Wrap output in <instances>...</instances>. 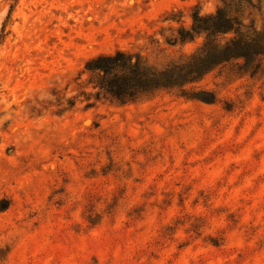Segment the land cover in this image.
<instances>
[{
    "label": "rangeland",
    "instance_id": "rangeland-1",
    "mask_svg": "<svg viewBox=\"0 0 264 264\" xmlns=\"http://www.w3.org/2000/svg\"><path fill=\"white\" fill-rule=\"evenodd\" d=\"M221 4L0 0V264H264V74L121 106L86 70L190 59Z\"/></svg>",
    "mask_w": 264,
    "mask_h": 264
},
{
    "label": "trees",
    "instance_id": "trees-1",
    "mask_svg": "<svg viewBox=\"0 0 264 264\" xmlns=\"http://www.w3.org/2000/svg\"><path fill=\"white\" fill-rule=\"evenodd\" d=\"M221 2L214 14L193 18L194 31L204 34L205 41L190 59L178 58L160 66L141 54L118 52L101 56L86 66L93 89L125 106L152 100L161 94L178 96V92L186 91L197 80L208 64L215 68L233 63L239 68H254L251 77L259 72L263 75L264 26L255 17L262 11L261 0ZM12 9L13 6L9 15ZM225 35L229 39L222 46L220 39ZM186 39L192 40L188 35Z\"/></svg>",
    "mask_w": 264,
    "mask_h": 264
}]
</instances>
